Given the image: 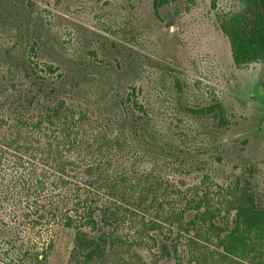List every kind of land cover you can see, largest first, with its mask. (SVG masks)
I'll list each match as a JSON object with an SVG mask.
<instances>
[{
  "label": "rangeland",
  "instance_id": "374dc122",
  "mask_svg": "<svg viewBox=\"0 0 264 264\" xmlns=\"http://www.w3.org/2000/svg\"><path fill=\"white\" fill-rule=\"evenodd\" d=\"M246 4L170 0L156 14L152 0H0V105L36 65L60 85L58 96L104 121L135 87L146 110L133 147L145 160L137 165L173 187L175 207L183 199L178 190L188 194L204 177L216 191L249 175L264 204V63L236 65L219 26ZM50 64L53 73L44 71ZM215 100L226 110L225 127L183 109ZM16 208L0 194V264H35L34 230ZM138 229L137 222L121 223L114 246L89 264H214V241L188 240L193 230L177 240L175 224L163 232ZM52 235L46 264H73V230L57 225ZM163 239L178 253H161Z\"/></svg>",
  "mask_w": 264,
  "mask_h": 264
},
{
  "label": "trees",
  "instance_id": "16d2710c",
  "mask_svg": "<svg viewBox=\"0 0 264 264\" xmlns=\"http://www.w3.org/2000/svg\"><path fill=\"white\" fill-rule=\"evenodd\" d=\"M169 1L152 0L154 12ZM219 26L236 65L264 63V0H247L242 11L222 17ZM37 67H31L29 81L11 85L0 116V194L16 204L21 223L34 230L35 264H46L57 225L74 232L73 264H89L114 246L116 230L125 222L139 223L142 232H163L165 225L175 224L177 240L193 230L188 240L214 241V264H264V204L251 175L216 191L204 177L188 194L178 190L183 199L175 207L173 187L147 165H137L145 160V152L133 147L140 140L139 113L146 110L136 88L121 96L119 113L116 109L104 121L58 96L60 85L40 76ZM54 70L51 64L44 69ZM183 109L211 116L219 127L229 122L218 100ZM151 210L152 217L145 219ZM159 249L178 253L176 243L170 247L166 239Z\"/></svg>",
  "mask_w": 264,
  "mask_h": 264
}]
</instances>
